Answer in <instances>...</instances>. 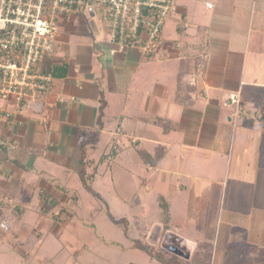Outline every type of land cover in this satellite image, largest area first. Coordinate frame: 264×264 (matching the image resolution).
<instances>
[{
    "label": "crops",
    "instance_id": "0c3cea01",
    "mask_svg": "<svg viewBox=\"0 0 264 264\" xmlns=\"http://www.w3.org/2000/svg\"><path fill=\"white\" fill-rule=\"evenodd\" d=\"M203 2L206 13L195 7ZM213 2L207 8L206 0H175L178 37H165L163 26L161 49L153 55L112 43L103 8L95 10L101 16L91 26L79 14L61 22L49 68L63 66L64 74L20 110L0 100V107L14 113L0 122L7 141L0 146V242L23 241L27 247L32 241L38 248L57 224L70 223L67 208L78 205L86 186L73 178L87 175L94 182L107 172L102 162L112 170L120 153L134 148L147 170L134 175L146 192L134 200L137 208L149 209L147 194L164 185L152 203L159 218L150 226L163 231L167 225L166 238L190 258L198 238L174 220L173 203L192 185L190 178L194 185L201 179L204 191L212 182L202 179L204 171L211 178L225 176L220 206L226 205L217 221L227 246L233 206L245 198L248 207L257 204L258 187L251 181L264 175V0ZM232 94L239 95V108ZM123 169L121 176L135 173ZM197 223L199 229L203 223ZM217 247L214 243L213 258ZM12 249L30 257L29 249ZM141 253L147 264H167Z\"/></svg>",
    "mask_w": 264,
    "mask_h": 264
},
{
    "label": "rangeland",
    "instance_id": "374dc122",
    "mask_svg": "<svg viewBox=\"0 0 264 264\" xmlns=\"http://www.w3.org/2000/svg\"><path fill=\"white\" fill-rule=\"evenodd\" d=\"M193 2L194 0H190V3ZM196 6L202 9V13L207 12L204 2L197 3ZM94 13L95 10L85 7L79 15L85 18L87 24L90 25L92 22H98L101 16L100 13ZM171 16L166 20L163 31L166 30L165 37L177 38L176 17L175 15ZM105 155L111 157V154L108 156L106 153ZM98 163L100 162L98 161ZM98 163L96 162L95 165ZM104 163L105 161L101 164V170L107 171L106 174L95 178L94 182L93 178L87 175L80 177L81 180L73 178V181H77L78 185L82 182L86 186L80 189L82 190L80 191L81 196L79 195L81 200L78 205L67 208L71 215L69 224L64 227L57 224L56 233H49L48 236L41 239L38 248H32V241L28 242L26 247L23 241L2 240L0 242V264H147V260L142 258L144 256L142 251L147 255L158 257L167 264H181V256L166 249V246L174 244L172 240L169 241V236L166 238L167 228L161 231L158 226H150V223L158 220L157 217L159 218L158 210L153 209V199L158 196L157 190L161 188L164 190L165 186L158 185L152 193L147 194L151 196V201L146 203L149 205V209H138L139 206L134 200L139 198L140 194L146 195V192L143 186L140 188L137 184L134 175L142 176L147 170L135 149L131 148L121 152L118 163L113 166L112 170L111 168L106 170ZM123 166L132 168V172L135 171V173L127 176L119 175V172L124 170ZM138 171L141 174H138ZM112 172H115L113 178H111ZM183 173L186 176V172ZM230 177L234 178V172ZM202 179L206 182L210 179L212 182L206 184V189L203 191L202 187L205 185L201 179H199V184L197 182L194 185L193 182L196 179L190 178L188 183L192 185L187 188L186 192L179 194V199L173 203L172 209L174 220L180 221L183 226L186 225L184 233L198 238L195 240L197 245L196 248L194 247V257L191 255L193 259L190 263L198 264L199 261L200 264H264V251L256 249L251 251L254 246L264 247V200L260 199L261 196H264V175L256 181H251L258 187L257 204L251 203V207H248L250 203L245 198L244 204L243 202L239 203L236 209L233 206L234 223L228 230L227 246L223 235L220 234L222 222L221 220L217 221L218 214H222V208L226 205L225 202L220 206L225 176L211 178L204 171ZM182 181L187 180L183 178ZM167 189L170 191L168 187ZM168 191L166 190L169 194ZM200 192H204L202 194L204 200H200L201 203L197 201ZM142 195L141 197H143ZM125 198L126 202L123 201ZM94 203L99 209L92 208ZM261 205L263 208L260 209ZM257 206H260L257 210L258 216L256 210L254 211ZM146 211L152 212V216L149 215L150 218ZM260 212H263L262 216H259ZM240 214L241 217H239ZM199 220L203 224L198 229L197 221ZM59 221L62 223L63 219L61 218ZM43 227L48 228V224ZM172 227L176 229L175 224H172ZM49 228H51L50 225ZM173 239L176 240L174 237ZM203 240H214L212 244H217L214 258L213 247L212 249L209 247L203 249L200 243L207 242ZM230 244L233 246L239 244L240 248L234 249L230 253L228 249ZM175 246L180 245L176 244ZM12 247L20 250L29 249L28 251L32 248L33 251H30V257H22L14 252ZM180 247L182 248V246ZM186 259H190V257Z\"/></svg>",
    "mask_w": 264,
    "mask_h": 264
},
{
    "label": "built area",
    "instance_id": "2783aa9c",
    "mask_svg": "<svg viewBox=\"0 0 264 264\" xmlns=\"http://www.w3.org/2000/svg\"><path fill=\"white\" fill-rule=\"evenodd\" d=\"M213 6L206 0L207 8ZM85 7L103 8L112 43L120 49L136 45L147 55L161 49L163 26L177 12L175 0H0L1 101H13L20 110L53 85L49 64L57 54L61 22ZM230 100L239 108V95ZM13 114L0 107V122ZM6 143L0 133V146Z\"/></svg>",
    "mask_w": 264,
    "mask_h": 264
},
{
    "label": "trees",
    "instance_id": "16d2710c",
    "mask_svg": "<svg viewBox=\"0 0 264 264\" xmlns=\"http://www.w3.org/2000/svg\"><path fill=\"white\" fill-rule=\"evenodd\" d=\"M65 67H63V66H58V67H56L53 71H52V73H53V76H54V78L55 77H58V76H61L62 74H64V72L62 71L63 69H64ZM165 210L167 211L168 209H166L165 208ZM167 216H168V214H167ZM166 227H167V225H166ZM165 227V228H166ZM164 228V229H165ZM168 229V228H167ZM166 229V230H167ZM201 244V246L203 247V249H206L207 247H209V249H212V247H213V244L211 243V242H206V243H200ZM201 247V248H202ZM200 248V247H199ZM240 248V245L238 244L237 246H233L232 244H230L229 246H228V249L230 250V253L231 252H233L234 251V249H239ZM257 250V251H264V247H261V246H254L253 247V250L251 249V251H254V250ZM228 253H229V251H228ZM211 254V253H210ZM193 256V255H192ZM191 256V258L190 259H186V258H182V257H180V259H181V264H191L190 262H192L191 261V259H193V257ZM198 264H200V262L198 261L197 262ZM203 264V263H202Z\"/></svg>",
    "mask_w": 264,
    "mask_h": 264
},
{
    "label": "water",
    "instance_id": "95a60500",
    "mask_svg": "<svg viewBox=\"0 0 264 264\" xmlns=\"http://www.w3.org/2000/svg\"><path fill=\"white\" fill-rule=\"evenodd\" d=\"M166 249H168L169 251L173 252L174 254L178 255V256H181L183 258H189L190 257V254L189 252L185 251L184 249L182 248H179L175 245H168L166 246Z\"/></svg>",
    "mask_w": 264,
    "mask_h": 264
},
{
    "label": "flooded vegetation",
    "instance_id": "af4514ba",
    "mask_svg": "<svg viewBox=\"0 0 264 264\" xmlns=\"http://www.w3.org/2000/svg\"><path fill=\"white\" fill-rule=\"evenodd\" d=\"M173 245H176V244L174 243ZM178 247H179V246H178ZM179 248H181V247H179Z\"/></svg>",
    "mask_w": 264,
    "mask_h": 264
}]
</instances>
